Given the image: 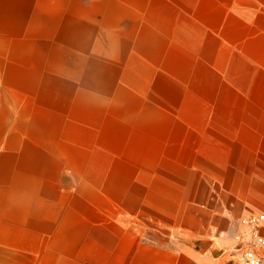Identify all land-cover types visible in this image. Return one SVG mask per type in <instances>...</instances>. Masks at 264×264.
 Here are the masks:
<instances>
[{"label": "crops", "instance_id": "1", "mask_svg": "<svg viewBox=\"0 0 264 264\" xmlns=\"http://www.w3.org/2000/svg\"><path fill=\"white\" fill-rule=\"evenodd\" d=\"M264 212V0H0V264H229Z\"/></svg>", "mask_w": 264, "mask_h": 264}, {"label": "built area", "instance_id": "2", "mask_svg": "<svg viewBox=\"0 0 264 264\" xmlns=\"http://www.w3.org/2000/svg\"><path fill=\"white\" fill-rule=\"evenodd\" d=\"M240 222L246 229V239L232 251L230 264H264V212L249 213Z\"/></svg>", "mask_w": 264, "mask_h": 264}, {"label": "rangeland", "instance_id": "3", "mask_svg": "<svg viewBox=\"0 0 264 264\" xmlns=\"http://www.w3.org/2000/svg\"><path fill=\"white\" fill-rule=\"evenodd\" d=\"M229 264H230V262H229Z\"/></svg>", "mask_w": 264, "mask_h": 264}]
</instances>
